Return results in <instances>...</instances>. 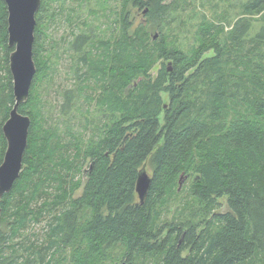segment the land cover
I'll use <instances>...</instances> for the list:
<instances>
[{
	"label": "trees",
	"instance_id": "trees-1",
	"mask_svg": "<svg viewBox=\"0 0 264 264\" xmlns=\"http://www.w3.org/2000/svg\"><path fill=\"white\" fill-rule=\"evenodd\" d=\"M53 1L65 0H42L36 15L37 73L29 100L19 108L31 119L28 147L19 179L0 198V223L7 227L0 230V264H58V255L67 248L72 249L70 264H105L122 257L126 264H264V21L259 25L243 17L221 41L225 25L204 20L198 31L201 49L213 48L216 55L201 61L197 52L187 56L171 51L164 39L152 41L146 25H132L130 7L144 10L163 31L171 11L177 9L167 0H103L119 4L112 11L118 28L113 27L110 36L116 46L111 50L108 45L102 59V63L115 59L110 75L117 89L115 82L107 86L101 79L108 67L99 66L91 50L85 49L94 33L80 35L73 44L75 53L81 54L79 65L93 61L92 77L101 85L100 90L88 88L82 83L91 78L77 73L79 92L92 90L85 99L89 105L95 102L106 119L104 125L101 117L92 121L101 135L81 148L79 138L66 142L57 130L39 126L35 115L26 111L38 102L41 114L35 88L44 72L37 46L42 16ZM262 12L264 0H252L244 7L246 16ZM247 42L246 55H236L253 62L244 70L234 53L235 47L242 50ZM13 51L7 5L0 0V165L7 150L3 126L15 105L9 66ZM158 59L172 60L173 68L163 66L155 84L149 71ZM233 63L236 69L231 73L227 67ZM45 68L47 74L50 65ZM202 75L206 89L201 100H193L190 84ZM161 90L171 96L167 108ZM73 98L72 91L66 94L63 112L71 109ZM77 159H89L90 165L83 171V192L74 198L81 188ZM144 165L152 184L141 204L136 183ZM181 178L183 184L192 179L194 202L189 209L197 210L194 216L200 220L182 216L163 223L160 212L182 188ZM221 199L226 201L225 213L218 212ZM54 212L46 246L39 247L30 238L19 242L32 223Z\"/></svg>",
	"mask_w": 264,
	"mask_h": 264
},
{
	"label": "rangeland",
	"instance_id": "rangeland-1",
	"mask_svg": "<svg viewBox=\"0 0 264 264\" xmlns=\"http://www.w3.org/2000/svg\"><path fill=\"white\" fill-rule=\"evenodd\" d=\"M252 0H167L168 4L176 7V10L171 11L169 18L163 24V31H160L157 26V21L154 18L149 17L144 13V10L139 8L130 7V19L134 28L140 24L146 25V28L150 29V36L152 41H160L164 39L165 45L173 52H180L183 55H192L194 52L200 54L202 57L201 61L215 57V49H201L202 39L198 35L199 27L204 20L212 21L216 24H224L225 29L223 35L220 37L221 41L227 40L231 34L235 23L243 17L251 18L254 23L261 24L264 19V12L261 14L245 15L244 7ZM117 1L103 0H65V1H53L50 2L46 7L47 14L42 16L41 35L39 38V44L37 51L39 52V61L41 62L40 67L44 72L43 75L38 77L35 95L39 100L41 99L42 107L41 114L37 113V103L28 106L26 111L33 113L36 117L39 126L43 128H50L57 130L59 135L65 139L66 142L73 141L74 137L79 138L80 147H85L86 144L93 139L95 140L101 135V132L97 130L96 126L92 121L96 118H100L98 110L95 108V102L91 105L88 104L85 99L86 93H90L92 90H85L86 93H80L79 88L81 82L77 80V73H83L85 78L90 81L83 84L84 86L97 88L100 90V85L95 83L93 79V61L88 66H80L79 58L81 54L77 55L73 48V44L80 35H86L92 32L94 33L93 41L89 46H86V50H91L90 56L100 66L104 56H107V47L111 45V50L115 49V43L110 42V36L112 28L117 24L114 20V14L112 11H117ZM37 27V25H36ZM155 27V28H154ZM119 30V29H118ZM117 35V34H116ZM154 38V39H153ZM36 43V39H35ZM34 43V49H35ZM235 47L234 56L237 59L238 66L245 65L243 69L250 67L253 63L249 59L243 61L238 59L236 55H246V51L249 50L250 46L247 42L243 47ZM198 49V50H197ZM200 49V50H199ZM231 49L225 50L229 55ZM261 54L264 55V46ZM230 58V57H228ZM232 58L233 55H232ZM115 59L113 60V62ZM110 63V60H105L102 64L108 67L107 72L102 76L107 86L112 85L115 79L110 75V69L115 63ZM50 65V70L46 74L45 65ZM236 63L233 66L227 67L231 70V73L236 69ZM166 66L171 70L173 68L172 60L158 59L153 67L149 71V80L151 83H155L159 78L160 70ZM37 68V66H36ZM81 69L76 72V69ZM241 69V68H238ZM188 73V76L194 72ZM37 73V72H36ZM102 74V73H100ZM47 75V76H46ZM203 76V77H202ZM198 79H194L190 84L189 96L193 100H201V92L206 89L205 81L203 80L204 75ZM187 78V77H186ZM140 80V79H139ZM133 83V80L130 82ZM156 84V83H155ZM169 83H165L167 86ZM164 86V88H165ZM162 88V89H164ZM117 89V83L115 84V90ZM73 92V103L68 113L63 112V104L65 102L66 94ZM100 93V92H99ZM160 94L166 104V108L171 103V96L165 90H161ZM40 95V98H39ZM104 112V111H103ZM103 120V125L106 119ZM161 123H164V115L160 116ZM89 121L90 123H88ZM87 124H90L88 127ZM89 142V143H90ZM1 154V146H0ZM76 155L74 156V158ZM78 167L80 166L77 173V179L81 182V188L75 191L74 198L79 197L84 188L86 176L83 171L87 170L90 161L89 159L83 162L77 159ZM150 174V172L148 171ZM192 179H187L182 188L175 191L174 197L166 209H162L159 215V221L171 222L173 220L182 219L190 216L188 220L194 222L199 221V216L195 215L197 210L194 212L190 208V204L194 202V199L190 195ZM55 191L52 190V193ZM220 208L218 212L225 213L227 211V205L225 199H221ZM197 209V206H196ZM55 214H45L39 223H32L30 227L23 232V237L19 239V242H23L25 238H30L31 242H36L39 247L46 246V234L48 223ZM7 231L5 223H0V230ZM166 233L164 234V236ZM72 249L67 248L65 251H61V254L57 257L58 264H70V255ZM65 258V261L63 259ZM105 264H126V260L122 258L109 259ZM261 264V263H260Z\"/></svg>",
	"mask_w": 264,
	"mask_h": 264
},
{
	"label": "water",
	"instance_id": "water-1",
	"mask_svg": "<svg viewBox=\"0 0 264 264\" xmlns=\"http://www.w3.org/2000/svg\"><path fill=\"white\" fill-rule=\"evenodd\" d=\"M8 9V41L14 48L10 55V72L13 79L15 105L3 126L7 150L0 165V198L8 194L19 179L23 159L28 147L31 119L19 112L21 105L29 100L34 77L37 72L34 61L36 15L42 0H5ZM184 179L181 178L182 186ZM152 184L146 165L138 172L136 193L142 204Z\"/></svg>",
	"mask_w": 264,
	"mask_h": 264
}]
</instances>
